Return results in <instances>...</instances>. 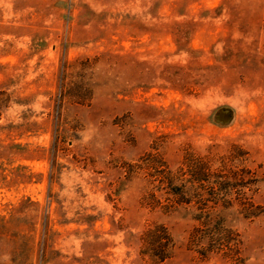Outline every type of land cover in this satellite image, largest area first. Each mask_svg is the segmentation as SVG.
Masks as SVG:
<instances>
[{
    "label": "rangeland",
    "instance_id": "rangeland-1",
    "mask_svg": "<svg viewBox=\"0 0 264 264\" xmlns=\"http://www.w3.org/2000/svg\"><path fill=\"white\" fill-rule=\"evenodd\" d=\"M0 264H264V0H0Z\"/></svg>",
    "mask_w": 264,
    "mask_h": 264
},
{
    "label": "clouds",
    "instance_id": "clouds-1",
    "mask_svg": "<svg viewBox=\"0 0 264 264\" xmlns=\"http://www.w3.org/2000/svg\"><path fill=\"white\" fill-rule=\"evenodd\" d=\"M246 93L244 90H237L233 93V96L228 101L230 106L239 110L244 99H246ZM225 98L223 97L222 92L220 91H209L203 97L195 98L193 107L201 112L205 116H211L213 111L220 106H223L225 103Z\"/></svg>",
    "mask_w": 264,
    "mask_h": 264
},
{
    "label": "trees",
    "instance_id": "trees-1",
    "mask_svg": "<svg viewBox=\"0 0 264 264\" xmlns=\"http://www.w3.org/2000/svg\"><path fill=\"white\" fill-rule=\"evenodd\" d=\"M146 236V235H145Z\"/></svg>",
    "mask_w": 264,
    "mask_h": 264
}]
</instances>
